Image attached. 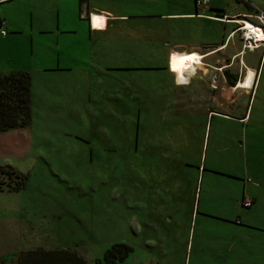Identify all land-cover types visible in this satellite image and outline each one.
<instances>
[{
	"label": "rangeland",
	"instance_id": "obj_1",
	"mask_svg": "<svg viewBox=\"0 0 264 264\" xmlns=\"http://www.w3.org/2000/svg\"><path fill=\"white\" fill-rule=\"evenodd\" d=\"M95 1L143 17L86 43L79 32L78 48L65 42L73 57L62 61L78 56L84 72L36 76L32 122L0 132V166L28 175L23 189L0 191V264L38 247L98 264L122 242L134 250L121 264H237L227 255L241 246L215 216L246 188L264 190V45L246 48L242 30L264 0H208L200 11L215 17L190 21L160 15L195 11L194 0ZM176 45H206L189 85L160 69ZM226 69L235 86L254 75V89H233Z\"/></svg>",
	"mask_w": 264,
	"mask_h": 264
},
{
	"label": "crops",
	"instance_id": "obj_2",
	"mask_svg": "<svg viewBox=\"0 0 264 264\" xmlns=\"http://www.w3.org/2000/svg\"><path fill=\"white\" fill-rule=\"evenodd\" d=\"M197 1L194 0L195 11L191 5L187 4V11L160 16L185 15L173 19H187V21L207 19L208 16L215 17L201 12L200 9L203 6L199 5ZM46 5L50 7L46 8ZM128 16L129 18H127ZM96 17L101 18L95 22ZM132 17L142 19L143 16L115 13L104 8L101 3L95 0H0V27L5 29L7 26L6 30L8 31L6 35L0 32V72L8 74L16 70L27 71L32 76V88L34 78L43 73L65 72L68 75L79 71L84 72L83 66L85 65L78 63L80 60L78 56H76L75 64H65L62 61L65 52L73 57L72 50H65V42L78 48L76 41L79 39L75 41L73 37L79 32L83 34V42L86 43L93 40L98 33L107 31L113 22L129 21ZM210 17L209 19H212ZM234 30L232 29L230 33ZM205 47L206 45L190 48L176 45L169 49L164 65L160 69L173 74L175 82L177 74L174 73L175 69L171 66L173 56L177 57L179 53H201ZM37 57H55L56 60L40 65ZM255 74L257 77V71ZM175 84L178 85L176 82ZM212 87H216V85L212 83ZM254 87L255 85L253 89ZM233 89H237V87H233ZM207 98L208 96H204L206 103H208ZM240 119H243V116ZM195 165L191 164V166ZM197 168H199V172L208 170L202 162ZM247 197L253 200L251 206L245 205ZM204 202L208 203V200H204ZM221 205L226 209L215 216L222 221L219 223L222 228H218L217 231L223 237L231 236L233 244L241 246L236 247L232 255L229 254L227 257L238 259L237 264H264V190L246 188L241 194L232 197L230 202H222ZM200 206L201 200L197 207V214L200 213ZM235 209L238 211V215L234 214Z\"/></svg>",
	"mask_w": 264,
	"mask_h": 264
},
{
	"label": "trees",
	"instance_id": "obj_3",
	"mask_svg": "<svg viewBox=\"0 0 264 264\" xmlns=\"http://www.w3.org/2000/svg\"><path fill=\"white\" fill-rule=\"evenodd\" d=\"M247 70L256 72L253 67ZM225 75L235 86L238 81L237 74L226 69ZM31 102L32 76L29 72H0V132L28 126L32 122ZM27 178L28 175L13 167L0 166V191H19L26 186ZM133 250L134 247L125 242L114 243L97 263L121 264ZM17 261L18 264H88L87 259L75 251L46 250L41 247L21 252Z\"/></svg>",
	"mask_w": 264,
	"mask_h": 264
},
{
	"label": "bare ground",
	"instance_id": "obj_4",
	"mask_svg": "<svg viewBox=\"0 0 264 264\" xmlns=\"http://www.w3.org/2000/svg\"><path fill=\"white\" fill-rule=\"evenodd\" d=\"M100 18L101 17H96V20L94 21L97 22L98 20H100ZM222 19H225V18H222ZM226 20H229V19H226ZM232 20H235V19H232ZM98 24H100V22H98ZM242 24L244 25V27L242 28L246 30L249 38L256 37L260 39L264 37V32L260 26L254 24L253 22H250V21L248 22L246 20ZM177 57H191L190 59H186V60H178L177 65H176V70H175L179 82H181L182 84H187L186 82L187 74L186 73H190L192 72V70L194 71L198 69L200 65H202L203 63V60H202L203 56L201 55V53H183V54L179 53ZM254 82H255V76L248 73L246 74L245 78L239 80L237 87L243 88V89H250V88H253Z\"/></svg>",
	"mask_w": 264,
	"mask_h": 264
},
{
	"label": "built area",
	"instance_id": "obj_5",
	"mask_svg": "<svg viewBox=\"0 0 264 264\" xmlns=\"http://www.w3.org/2000/svg\"><path fill=\"white\" fill-rule=\"evenodd\" d=\"M199 5H203V4H206L208 2V0H198L197 1ZM257 20L258 22L256 23L255 21H251L250 22H253L254 24L260 26L264 32V13H260V14H257ZM245 20H242V23L244 22ZM242 27H244V25L242 24ZM242 30L244 31V34L246 35V37H248V34L246 32L245 29L242 28ZM0 32L3 34V35H6L7 34V30L6 29H3L0 27ZM234 32V31H233ZM246 48L248 49H256V47H259L260 44H263L264 45V37L263 38H256V37H248L246 39ZM204 57H205V54H204ZM222 70V68L220 69ZM216 82V81H214ZM253 204V200L252 199H245V205L246 206H251Z\"/></svg>",
	"mask_w": 264,
	"mask_h": 264
},
{
	"label": "snow or ice",
	"instance_id": "obj_6",
	"mask_svg": "<svg viewBox=\"0 0 264 264\" xmlns=\"http://www.w3.org/2000/svg\"><path fill=\"white\" fill-rule=\"evenodd\" d=\"M191 57H176V56H173L172 60H173V67L174 69L176 68V65H177V61L178 60H186V59H190Z\"/></svg>",
	"mask_w": 264,
	"mask_h": 264
},
{
	"label": "clouds",
	"instance_id": "obj_7",
	"mask_svg": "<svg viewBox=\"0 0 264 264\" xmlns=\"http://www.w3.org/2000/svg\"><path fill=\"white\" fill-rule=\"evenodd\" d=\"M241 27V26H240ZM240 27H239V30H240ZM235 30H236V28H235ZM245 35V34H244ZM245 38L247 39L248 37H246V35H245ZM256 48H258V47H256ZM260 48V47H259ZM249 50H251V49H249ZM253 50H256V49H253ZM172 69V68H171ZM223 69V68H222ZM174 73H176V72H174ZM196 73V72H195ZM189 82H187V84H188ZM235 87H237V86H235Z\"/></svg>",
	"mask_w": 264,
	"mask_h": 264
}]
</instances>
